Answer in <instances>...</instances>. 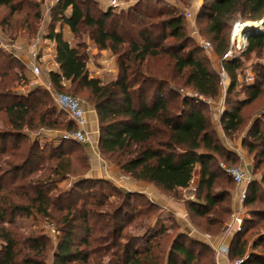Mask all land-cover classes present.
Segmentation results:
<instances>
[{
	"label": "trees",
	"instance_id": "1",
	"mask_svg": "<svg viewBox=\"0 0 264 264\" xmlns=\"http://www.w3.org/2000/svg\"><path fill=\"white\" fill-rule=\"evenodd\" d=\"M34 1L0 0V7L9 10L11 19L25 5H33L34 19L39 20ZM158 5L139 1L118 11L93 0H59L48 36L56 44L59 71L50 73V81L56 92H63L67 88L63 83L69 82L74 97L87 95L86 102L98 117L99 151L122 175L152 184L175 199L190 187L199 167L195 198L185 205L196 227L217 235L233 211L230 203L226 206L228 188L216 187L222 173L233 179L213 166L219 158L227 163L239 160L211 128L208 106L178 91L191 90L216 100L220 77L194 46L177 8L160 1ZM263 18L264 0H203L196 22L222 58L236 22ZM246 24L248 31L256 26ZM56 25L70 28L74 46L55 31ZM86 35L98 50L115 58V80L103 83L90 77ZM262 50L264 34H251L246 55ZM3 54L0 51V264H49L50 237L20 218L56 223L57 248L51 264H217L211 247L180 232L175 218L163 216L162 208L144 195L123 193L108 181L93 179H78L71 190L54 194L58 182L87 175V159L71 156L79 145L66 141L42 145L37 138L25 148L21 143L29 138L27 132L74 131L77 126L50 104L51 97L42 88L26 95L14 92L25 80V66L13 53ZM224 68L230 84L221 127L231 138L244 124L243 109L263 95L264 72H257L245 100L232 102L229 97L238 85L241 61L227 60ZM263 125L256 120L249 139L242 142L253 157L255 172L264 167ZM82 161L87 164L83 173ZM110 190L121 199L111 200ZM245 207L252 208L232 241L230 260L264 264V178L249 185Z\"/></svg>",
	"mask_w": 264,
	"mask_h": 264
},
{
	"label": "rangeland",
	"instance_id": "2",
	"mask_svg": "<svg viewBox=\"0 0 264 264\" xmlns=\"http://www.w3.org/2000/svg\"><path fill=\"white\" fill-rule=\"evenodd\" d=\"M58 1L59 0H35L33 2V4L36 3L39 5V12H40V19L39 20L34 19V15L37 12V9L33 5H28V4L25 5L23 12L20 14H17L14 18H11V19L9 18V10L5 7H0V51L7 55V54H12V52L17 51L19 48H23V47H26V49H25V51H26V50H28L27 47H29V50L27 52H28L29 58L31 59L33 52L37 50V48L34 47V44H39V46H38V50H39L40 46L42 45V41L45 38H47L51 32L50 30H51V26L53 24L52 11H53V8L55 7V5L58 3ZM85 1H87V0H81V2H85ZM93 1L97 2V4L100 5V7L104 8V9L109 7V0H93ZM118 1L122 4L124 10L128 9L130 6L136 5L137 2H139V1H142V2L149 1L152 4V6H154V7L159 6L158 2L160 1V2H165L166 4L172 5V6H173V4H177L179 7L186 8V9L191 10L192 12L196 13L194 1H189V0H118ZM198 1L201 3L203 2L202 0H198ZM177 12L180 15V12L178 11V9H177ZM184 19L186 22L187 34L190 35L192 38H194L193 33H192L193 26H192L191 20H189L187 18H184ZM261 20H259V21H261ZM259 21H255V22H259ZM243 22L254 23V21H243ZM234 25H233V27H234ZM196 27L199 31L200 25L197 22H196ZM233 27L230 31V37H229V46L230 47L232 45ZM259 27H261V26H258V28ZM57 28H58V25L55 26V30ZM243 29H245V27H242L241 29L238 28L235 31V33H234V44L235 45H240V43H242L241 33H242ZM199 33H200V31H199ZM200 36L202 38H204L205 40L212 43V41L210 40V38L208 36H206L204 34L202 35L201 33H200ZM84 38H85L84 41L86 43L85 52L88 56V61H89V59L92 58L93 64H94V71H91L90 73L92 74V76L94 78L95 77H101V81L103 83L111 82V78H113L114 76L109 75L110 73L107 71V67L106 68L104 67L105 68L104 74H106L107 76L102 75V71H101L103 68L102 64L106 65L107 64L106 62L110 61L109 60L110 53L109 52L102 53L100 50L97 52L96 51H94V52L89 51V48L91 46L90 41H89L90 38L88 35H86V37H84ZM39 42H41V43H39ZM193 44H194V46L199 47L195 38H194ZM12 46H14V47H12ZM230 47H229V49H230ZM199 48L202 51L201 57L205 58L208 61V65H209L210 69L213 72H216L218 74V72L221 71V66H220L221 56L216 52L215 45H214V51L211 54H207L201 47H199ZM246 49L244 50V52L240 53L235 58V59H240L241 69L238 72V74H239L238 85H237L235 91L229 97L232 102H238V101L245 100L247 98L248 94H251L250 92H252V90H251L252 85L256 82V79H258L256 77L257 72L259 70H263V72H264V50L257 51L253 54H250V55H246ZM40 53H41V51H40ZM114 60H115V58H114ZM231 60H234V59H231ZM51 61H53V57H48L46 63H48V62L50 63ZM46 63H41V65H40L41 66V75L39 78H36L32 73H30V75H28L29 78L31 79V82L34 83L36 81L43 80L46 77V75H47V67L45 66ZM16 71L19 74H22V72H23V70L19 69L18 66L16 67ZM25 71H26V69H25ZM96 73H99V74H96ZM246 73L252 74V76L254 78L253 82H247L246 81L245 76H244ZM117 75H118V72H117ZM25 81H28V83H30L28 78L25 76V80H23L22 83H20V85L15 87L14 92L21 94L23 92V90L26 89L25 88V86H26ZM34 84H36V83H34ZM229 84H230V80L228 79L226 87H228ZM27 85H29V84H27ZM255 85H254V87H255ZM63 92L73 95V93L71 92V86H68ZM184 92L185 93L178 91V94H180L182 96V94H191L192 91L191 90H185ZM226 94H227L226 90L223 87H221V92H220L221 103L219 102V105H217V106H214V104H213L211 108H213V106H214L215 107L214 110L208 106V111H209L208 114H209V117H210L211 122H212L211 128L214 130V132H216L221 143L223 145H226L228 148L229 147L231 148L234 145H238L239 143H241V145H242L243 140L249 139L248 132L251 129V127L253 126V124L256 122V120H261L264 124V117H262V115L264 114V86L262 87V94L263 95L261 96V98L255 102H253L252 104L246 106L243 109L244 124L235 135L231 136V138L226 137L224 133L219 134V131H218L219 130L218 129L219 123L221 121V117H222L223 113L227 110V105L225 103ZM86 96L87 95L78 96V98L83 102L84 108L88 105V103L86 102ZM50 99H51L50 104L55 106L53 99L52 98H50ZM215 101L216 100H214V102ZM228 107L230 108V106H228ZM64 117L67 120H69V118L66 115H64ZM263 129H264V125H263ZM64 132L65 131H63V130L58 131V130H48V129H39L38 131L27 132L29 134V138L27 140L23 141L21 143V146H23L24 148L27 147L30 144V142L32 140H34L35 138L39 139L42 145L47 144V143L48 144L49 143L50 144L51 143H62L63 142L62 136H63ZM78 145H79L78 146L79 148L77 147L78 149L76 148L75 152L71 156L75 159L78 157H82V158L84 157L85 160L87 159V161L89 163V159L87 157V154H86L85 150L83 149V146L85 144H78ZM251 158H253V157H251ZM48 164H50V163H46L45 166H47ZM221 164L225 165L227 167H242L243 166L240 162L227 163L226 161H224L223 158H219V162L215 163L213 168L220 171V168H222ZM86 165H87L86 162L82 161V164H80V167H79V171H81L83 173L86 170L85 169ZM89 165H90V163H89ZM252 168L253 169H250V171H251L250 173L252 175L253 182L254 181L261 182L262 179L264 178V167L259 169L257 172H255L254 171V162L252 159ZM195 177H196V180H195V183L192 185V189L190 191H188L187 193H184L183 191H179V193L177 194V198H175V200H178L181 202L183 201L184 204H186V198H189V200H190L191 196H194V198H195L196 192L194 191V188H196V190H197L198 182L200 179V168L199 167L196 170ZM81 178L82 177H79V178L78 177L77 178L71 177L65 182H58L57 188H56L57 190H55L53 193L56 194V193H59L61 191L66 192V191L71 190L73 188L75 182ZM216 188L217 189L228 188V190L230 191V197H228V199H227L226 206L230 203L232 211H233V213H235L238 210L239 203H240L239 202V188L236 186L235 182L230 180L227 176H225L222 173L220 176V184ZM108 192H109V194L113 195L111 200L118 201L121 199V197L118 194H116L113 190H110ZM234 193H238V196L235 199L236 203H235V207L233 208V201H234L233 194ZM76 194H78V193H76ZM74 197H76V195H74ZM244 208H245L244 209L245 210V217L247 218L248 212L252 207H245V205H244ZM163 214H164V211H163ZM230 218H231V216L228 218V220H230ZM18 220H21L25 224L35 225L38 229H42L43 232L50 237V239L52 241V245H53V251L55 252V250L57 248L58 233L56 234V236H53V234L50 232V230H51L50 228L52 226L54 228L56 227L55 222H53V221H51V222L50 221L33 222L32 220H26L25 218H20ZM26 226H28V225H26ZM180 232H182L181 227H180ZM133 234H138V233L133 231ZM176 234H177V230H175L172 233V236H175ZM246 237L249 239V234ZM53 251L50 253V256H49V262H48L49 264L54 262V252Z\"/></svg>",
	"mask_w": 264,
	"mask_h": 264
},
{
	"label": "crops",
	"instance_id": "3",
	"mask_svg": "<svg viewBox=\"0 0 264 264\" xmlns=\"http://www.w3.org/2000/svg\"><path fill=\"white\" fill-rule=\"evenodd\" d=\"M203 1V0H202ZM198 11L195 15H197ZM244 26H248L245 24ZM57 33L61 32L63 34V38L65 41H67L71 46L75 45V39L74 36L68 27H62L61 25H58V28L55 30ZM90 41V40H89ZM41 43V42H39ZM90 48L89 51H99L96 46L90 41ZM14 47V46H12ZM29 50V47H27ZM24 49V50H23ZM26 47L19 48L17 51L12 52L14 56L25 66L26 69V77L30 81L28 83L29 85L25 86V90L21 94H27L30 90L36 87H40L43 90H51L55 91L52 87L51 81H50V73L52 72H58L59 71V65L56 61V44L54 41L45 38L42 41V45L40 46V58L39 62L46 63L48 57H53V61L50 63H46L45 66L47 67V75L43 80L36 81L34 83L31 82V79L28 75H30V62L31 59L28 56V50H26ZM19 51V52H18ZM50 53H49V52ZM102 53H106L108 51H101ZM109 60L106 62L107 64H102V75L104 74V70L107 67V71L110 73L109 75L114 76L111 78V81L116 79V75L118 72L116 61L114 60V57L110 54ZM50 66V67H49ZM88 71L89 73L91 71H94V64L92 58L89 59L87 63ZM105 67V68H104ZM101 73V72H100ZM99 74V73H96ZM107 76V75H106ZM90 77L94 78L92 74L90 73ZM97 79L101 80V77H95ZM63 85L65 87L70 86L69 82H64ZM219 102L221 103V95L218 99L214 102V106L219 105ZM211 109H215V107ZM86 112V117L88 120L87 125V134H88V142L85 143L83 146V149L85 150L87 157L89 159L90 163V170L87 173V178L93 179V180H104L112 183L116 188H118L121 192L130 193V194H141L146 196L152 203L158 205L162 210L164 211V216H173L179 226L182 228V233L186 234L190 238H193L194 240L206 244L207 246L211 247L213 251L215 252V248L219 247L220 245L224 244L228 247L231 246L232 241L234 237L237 235L236 233L232 232L229 234H226V231L224 230L222 233L217 235H211L208 233L203 232L201 229L196 227L191 219L189 211L186 208V205L182 201L175 200L168 195L161 192L159 189H157L154 185L145 183V182H136L131 180L129 177L122 175L118 168L114 165H111L106 162V159L101 155L99 148H98V141H99V122L97 114L92 106L89 104L84 108ZM219 134H223L222 127H221V121L219 123ZM221 138V137H220ZM226 149L235 155H237L239 162L243 165L242 167L249 170L252 168V158L246 152L241 143L238 145H234L233 147H227L224 145ZM198 169V168H197ZM196 169V170H197ZM196 177L194 175V183H195ZM192 189V184L189 188L182 190L184 193H187ZM238 193L233 194V208L235 207V199L237 198ZM189 198H186V202H189ZM235 210V209H234ZM231 219V218H230ZM230 220H228L227 223H229ZM226 223V225H227ZM226 229V228H225ZM216 263L217 264H229L230 260V254L229 258L225 256H217L215 253Z\"/></svg>",
	"mask_w": 264,
	"mask_h": 264
},
{
	"label": "built area",
	"instance_id": "4",
	"mask_svg": "<svg viewBox=\"0 0 264 264\" xmlns=\"http://www.w3.org/2000/svg\"><path fill=\"white\" fill-rule=\"evenodd\" d=\"M189 1H194V6L196 12L199 11V9L202 6V3L199 2L198 0H189ZM178 11L180 12V16L183 18H187L191 20L192 26H193V37L195 38L197 44L199 47H201L207 54H211L214 51V46L211 42L205 40L200 36V33L196 27V13L192 12L191 10H188L186 8L179 7L177 4H173ZM109 7L114 9V10H123L122 4L118 0H109ZM260 22V31H258V34H264V18L259 21ZM245 22L243 21H238L235 23L233 27V35H232V45L230 49L226 52V54L221 58L220 61V66H221V71L218 72V75L220 77V86L223 87L226 90V85L228 82V74L225 71L224 68V62L227 60L235 59L240 53L244 52V50L248 46V36H245V44L237 48L234 46L233 42V36L235 31L238 28H242L243 24ZM39 44H34V47L37 48L36 51L33 52L31 62H30V70L32 74L36 77L39 78L41 75V66L39 62L40 58V49L38 50ZM245 79L247 82H253L254 78L251 73H246ZM185 91V90H184ZM183 90L181 92L185 93ZM47 92L50 94L51 98L53 99L55 106L63 112L70 121H72L76 126L77 129L74 131H65L62 140L66 142H75L77 144H85L88 141V134H87V125H88V120L86 117V112L84 109L83 102L77 98L74 97L73 95H70L68 93H63V92H56V91H51L47 90ZM183 97H190L198 103L205 104L209 107H212L214 104V100L212 98H206L198 93L191 92V94H182ZM222 169L224 172L229 175L233 181L235 182L236 186L239 188V207L238 210L231 215V219L229 223L226 225V234L229 233H241L245 221V202L247 199V191L249 185L252 183L253 178L249 170L243 168V167H227L225 165L221 164ZM191 184H194V179L192 180ZM194 191L196 192V188H194ZM190 200H194V196L190 197ZM50 232L53 234V236H56L57 231L56 229L52 226L50 228ZM215 253L217 256H225L229 258L230 254V247L222 244L219 247L215 248ZM246 259H236L234 261H230L229 264H244Z\"/></svg>",
	"mask_w": 264,
	"mask_h": 264
},
{
	"label": "bare ground",
	"instance_id": "5",
	"mask_svg": "<svg viewBox=\"0 0 264 264\" xmlns=\"http://www.w3.org/2000/svg\"><path fill=\"white\" fill-rule=\"evenodd\" d=\"M246 23H244L243 24V26L242 27H245V29H243V31H242V33H241V36H242V43H240V45H235L234 44V46L235 47H237V48H240V47H242L244 44H245V36L247 35V33L249 32L246 28L248 27V26H244ZM254 24L256 25L255 26V28H253L255 31H260V27L258 28V23H255L254 22ZM233 42H234V36H233Z\"/></svg>",
	"mask_w": 264,
	"mask_h": 264
},
{
	"label": "water",
	"instance_id": "6",
	"mask_svg": "<svg viewBox=\"0 0 264 264\" xmlns=\"http://www.w3.org/2000/svg\"><path fill=\"white\" fill-rule=\"evenodd\" d=\"M255 23H258V25L260 26V22H255ZM251 34H258V31H255L254 29H250L249 32L247 33L248 38H249V36H250ZM88 179H89V178H87V177H83V178H81V180H88Z\"/></svg>",
	"mask_w": 264,
	"mask_h": 264
}]
</instances>
